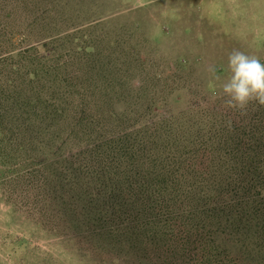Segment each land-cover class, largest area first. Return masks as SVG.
I'll list each match as a JSON object with an SVG mask.
<instances>
[{"label":"rangeland","instance_id":"obj_1","mask_svg":"<svg viewBox=\"0 0 264 264\" xmlns=\"http://www.w3.org/2000/svg\"><path fill=\"white\" fill-rule=\"evenodd\" d=\"M233 49L264 63V0H0V264H264V106L218 98ZM107 134L141 159L55 178L102 168Z\"/></svg>","mask_w":264,"mask_h":264},{"label":"trees","instance_id":"obj_2","mask_svg":"<svg viewBox=\"0 0 264 264\" xmlns=\"http://www.w3.org/2000/svg\"><path fill=\"white\" fill-rule=\"evenodd\" d=\"M54 106H56V104H54ZM68 106L67 105H62V104L61 105L60 104L57 105V107L55 109L56 111H55L54 114H58L60 112H64L67 109ZM81 116L79 118V119H81V120H79V122L80 123H83V120H85V118H84V115L82 117ZM171 121H173V119H171V117L165 118L163 120V122L167 123L168 125L173 123ZM77 122H78V120H77ZM46 129H47V127H46ZM4 134L5 133L3 132L2 128H0V143L1 142H4V141H2L3 139H5ZM140 136L141 137H139L138 134L136 136H134L135 139L133 138V141H130V137H128V135L118 136L117 137L116 135L107 134V135L103 136L102 139L101 138H99L100 140L95 139L92 142H91L92 139L90 138L88 140L89 141V143H88L89 145L87 146L86 149H87V151L88 150L91 151L92 149H94V147H96L97 149H99V153H98V156L96 158V161L99 160V159L100 160L98 162H100L101 160H106L105 163H104V165H101L102 168L100 166H98V165L96 166V164H95L92 167H94V169L95 168H97V169H95L96 171H92L91 172V170H89V169H90V167H91V165H92L93 162H89L87 160L89 158L84 156L81 159H79L81 165L80 164L79 165L76 164V162L73 161V160L72 161L71 160H68L69 163L67 165L61 166V168L59 169L60 171L54 173V176H55V178L56 177L59 178L61 175H63V177L65 176V177L68 178L69 182H71V185H75V182H77V179H80V177L83 176L79 172V168L81 166L84 168V170L86 171V173H89V174L92 173L96 177L97 176H100L99 169L105 172L106 170H103V168H106L107 169V167L109 165V164H107L108 156H107V152L106 151H111L112 153L114 151H117V156L115 157L116 159H119L122 163H126L127 164V162H129V163L134 164L135 162H137L138 160L141 159L142 153L146 149V146H145V144H146L145 137L143 135H140ZM257 136H259V140H261L262 138H264V132H262V130L259 131V135H257ZM203 138H204L203 135L200 136V137H197V139L195 141V144L196 145L198 144L199 146L203 145L206 148L205 150H207L208 147H206V146L211 141L212 138H211L210 135H209L208 138H205V139H203ZM208 146L210 148H212L210 145H208ZM100 149L101 150L103 149V150L101 151ZM85 151H83V152H85ZM56 152H57V150H55L52 154H50V153L43 154L42 157H41V160L44 161L46 159L47 162H48L47 164H51L52 161L55 158ZM190 153L193 154V151L191 149H190ZM80 155H81V153L75 154V156H78L79 158H80ZM92 159L95 160L94 158H92ZM156 161H157V159H156ZM57 162H59V159H57ZM21 168H22V170H25V169H27V166H21ZM83 168H81V169H83ZM166 170L169 173H171L172 175L173 174H176V172H175L174 169L168 170L167 167L164 166L163 171H166ZM11 171H13V170H11ZM85 171H84V173H85ZM41 173H43V171ZM44 174L45 175H48V173H44ZM60 182H63V181L61 180ZM225 204H226V206H231V207L233 206L227 200L225 201ZM217 253L219 254L220 252L218 251ZM215 261L218 263V260L217 259H215ZM217 263H214V264H217Z\"/></svg>","mask_w":264,"mask_h":264},{"label":"clouds","instance_id":"obj_3","mask_svg":"<svg viewBox=\"0 0 264 264\" xmlns=\"http://www.w3.org/2000/svg\"><path fill=\"white\" fill-rule=\"evenodd\" d=\"M226 69L218 93L225 107L243 111L250 103L264 106V63L258 57L233 49Z\"/></svg>","mask_w":264,"mask_h":264}]
</instances>
